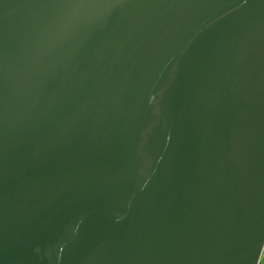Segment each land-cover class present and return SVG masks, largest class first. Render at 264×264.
I'll use <instances>...</instances> for the list:
<instances>
[{"label":"water","instance_id":"1","mask_svg":"<svg viewBox=\"0 0 264 264\" xmlns=\"http://www.w3.org/2000/svg\"><path fill=\"white\" fill-rule=\"evenodd\" d=\"M264 0H0V264H257Z\"/></svg>","mask_w":264,"mask_h":264},{"label":"built area","instance_id":"2","mask_svg":"<svg viewBox=\"0 0 264 264\" xmlns=\"http://www.w3.org/2000/svg\"><path fill=\"white\" fill-rule=\"evenodd\" d=\"M257 264H264V244H263L260 256L258 258Z\"/></svg>","mask_w":264,"mask_h":264}]
</instances>
